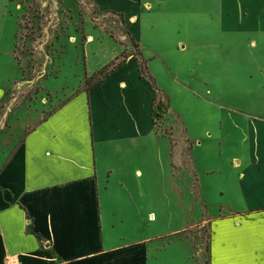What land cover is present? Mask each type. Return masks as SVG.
<instances>
[{
	"label": "rangeland",
	"instance_id": "rangeland-1",
	"mask_svg": "<svg viewBox=\"0 0 264 264\" xmlns=\"http://www.w3.org/2000/svg\"><path fill=\"white\" fill-rule=\"evenodd\" d=\"M233 1L243 17L226 31L215 24L222 0L145 2L130 19L100 11L95 0H0V169L59 105L77 94L81 108L85 82L134 60L156 138L96 147L97 160L112 166L105 209L119 216L108 221L149 207L155 216L132 219L123 235L137 245L154 236V264H221V243L240 230L235 211L244 209L227 197L237 164L252 129L264 137V0ZM124 87L110 86L123 114L131 104ZM95 111L105 123L106 111Z\"/></svg>",
	"mask_w": 264,
	"mask_h": 264
},
{
	"label": "crops",
	"instance_id": "crops-1",
	"mask_svg": "<svg viewBox=\"0 0 264 264\" xmlns=\"http://www.w3.org/2000/svg\"><path fill=\"white\" fill-rule=\"evenodd\" d=\"M150 1L95 0L100 11L117 12L127 19L139 14L145 2L161 7L168 0ZM237 8L233 0H222V18L215 24L232 30L236 16L243 14L242 8ZM133 62L123 63L90 91L82 89L81 108L74 107L76 94L10 148L0 169V264L155 263L157 250L147 246L154 236L137 245V240L125 241L123 235L132 219L148 222L154 212L147 207L146 214L134 211L121 217L124 220L108 221L119 216L105 209L112 205L104 200L112 166L99 162L96 156V147L132 143L139 136L155 137L150 114L144 116L149 106L153 112L148 84ZM112 85L130 89L131 104H125L128 110L124 114L114 104ZM95 106L106 111L105 123ZM73 110L80 111L79 119L73 118ZM249 144L253 150L240 157L235 170V191L227 194L244 207L235 211L239 220L233 222L240 230L223 239L221 264H264V196L260 198L264 194V137L257 128L250 132ZM119 212L125 213L124 208ZM153 219L151 216L150 221ZM256 227L261 230H254Z\"/></svg>",
	"mask_w": 264,
	"mask_h": 264
},
{
	"label": "trees",
	"instance_id": "trees-1",
	"mask_svg": "<svg viewBox=\"0 0 264 264\" xmlns=\"http://www.w3.org/2000/svg\"><path fill=\"white\" fill-rule=\"evenodd\" d=\"M121 65H122V64H121ZM121 65L116 66V68H114L112 71H114L115 69H117V68L120 67ZM112 71H111V72H112ZM111 72H110V73H111ZM99 83H100V81H99L98 83L92 85V86H89V85L87 84V82H85V86L87 87L85 90L88 92V91H90L91 89H93L96 85H98Z\"/></svg>",
	"mask_w": 264,
	"mask_h": 264
},
{
	"label": "built area",
	"instance_id": "built-area-1",
	"mask_svg": "<svg viewBox=\"0 0 264 264\" xmlns=\"http://www.w3.org/2000/svg\"><path fill=\"white\" fill-rule=\"evenodd\" d=\"M8 264H19L18 262L11 261Z\"/></svg>",
	"mask_w": 264,
	"mask_h": 264
}]
</instances>
